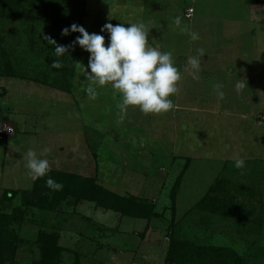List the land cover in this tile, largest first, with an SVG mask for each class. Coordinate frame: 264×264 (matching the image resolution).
<instances>
[{
    "label": "rangeland",
    "instance_id": "obj_1",
    "mask_svg": "<svg viewBox=\"0 0 264 264\" xmlns=\"http://www.w3.org/2000/svg\"><path fill=\"white\" fill-rule=\"evenodd\" d=\"M18 1L11 15L0 11V69L45 85L1 79L8 90L1 101L28 115L29 135L19 138L16 130L21 147L14 146L12 163L0 137V264H40L42 234L56 238L60 264H175L166 259L174 238L264 264V3L55 0L65 20L89 33H100L106 23L144 22L149 43L172 51L183 73L175 107L146 115L139 107L121 109L122 96L110 85L97 87L91 98L87 88L93 85L81 71L89 53L81 47L77 63L52 67L55 46L45 37L65 45L77 34L55 32L49 20L55 8L47 10L45 0ZM176 15L198 40L177 28ZM201 48L199 79H193L188 58ZM64 69L71 74L62 79ZM57 77L67 90L51 87ZM240 78L248 88L238 93ZM29 149L48 159L51 170L95 180L118 197L117 204L68 197L50 211L26 205L25 192L35 183L26 167ZM236 157L245 168L235 167ZM5 188L17 191L12 201H2ZM127 197L149 205L151 214L127 213L119 201Z\"/></svg>",
    "mask_w": 264,
    "mask_h": 264
},
{
    "label": "clouds",
    "instance_id": "obj_2",
    "mask_svg": "<svg viewBox=\"0 0 264 264\" xmlns=\"http://www.w3.org/2000/svg\"><path fill=\"white\" fill-rule=\"evenodd\" d=\"M174 23L177 28L187 33L192 41L198 40V32L191 31L182 26V17L176 15ZM149 27L144 22L125 24L106 23L101 27L100 33H89L83 25L73 23L61 30L62 36L70 32L79 33L73 45L78 44L82 50L89 53L88 64L81 71L93 86L87 88L91 98H95L97 87L111 86L120 92L122 100L120 108L126 110L129 106L139 107L144 114H165L175 107L173 98L180 92L178 83L183 73L175 63L172 51H162L149 43ZM107 32L105 37L102 33ZM48 44L55 46L57 57L68 52V47L57 44L50 36L45 37ZM107 38L108 43H105ZM204 49H198V55L188 58L193 79H199V71ZM54 68L62 67L60 59H54ZM90 69V71H89ZM248 88L246 79L240 78L235 83V90L240 93ZM218 100H223L225 92L223 85L215 86ZM45 152L49 149L45 148ZM28 174L33 180L47 176L51 171L48 159L41 158L34 150L26 153ZM246 166L244 159L236 157L235 167L243 169ZM47 186L52 191L63 190V184L48 176Z\"/></svg>",
    "mask_w": 264,
    "mask_h": 264
},
{
    "label": "trees",
    "instance_id": "obj_3",
    "mask_svg": "<svg viewBox=\"0 0 264 264\" xmlns=\"http://www.w3.org/2000/svg\"><path fill=\"white\" fill-rule=\"evenodd\" d=\"M250 3H264V0H248ZM18 0H0L1 12L5 14L9 10L16 6ZM47 10H53L54 17L49 20L52 21V26L56 31H60L64 27L70 26V20H65V11L61 6H55V0H45L44 3ZM64 13V14H63ZM8 15H11L7 12ZM46 14H44L45 16ZM11 17V16H7ZM61 24L63 28H61ZM77 35L68 36L65 46L68 47V52L61 57H55V59H60L62 62V68L69 64H75L78 62L80 57V52H78L80 46L78 44L73 45V42ZM0 43H4L0 39ZM3 70V71H2ZM71 70H61L60 78L65 79L67 74H71ZM14 73L7 72L6 69H0V77L6 78H16L26 81L38 82L44 84L42 80L37 81L36 79L27 78L23 75L14 76ZM48 85V84H47ZM51 87L56 88L57 90H67L64 88V84H60V80L57 77L50 83ZM48 176L52 177L54 180L61 182L63 184V190L61 191H52L46 184ZM25 204L37 208L43 211H50L55 207L59 206L64 200L68 197H74L75 199H88L101 203L104 199L109 200V202L117 204V199L112 192L106 190L105 188L99 186L95 180L82 177L74 173H60L54 170H51L47 176L41 177L35 180L34 186L31 190L25 192ZM17 196V191L15 190H4L1 196L2 201H12ZM121 204L124 205V208L127 209V213H131L132 216H148L151 214L149 210L150 206H143L142 203H139L135 198H122L119 200ZM140 207L139 209L136 207ZM147 209V210H146ZM215 209V207L213 208ZM46 234H42L41 237H38V243L41 245V261L40 264H60V252L61 248L56 245V238L50 236L48 240ZM166 259L170 261L173 260L175 264H252L250 262H245L241 258L234 255L231 249L227 248H212L200 246L193 242H186L174 238L170 243L168 254Z\"/></svg>",
    "mask_w": 264,
    "mask_h": 264
},
{
    "label": "crops",
    "instance_id": "obj_4",
    "mask_svg": "<svg viewBox=\"0 0 264 264\" xmlns=\"http://www.w3.org/2000/svg\"><path fill=\"white\" fill-rule=\"evenodd\" d=\"M1 79L3 80V79H15V78L0 77V95H3L4 96L3 98H5L7 96L6 92H8V90L3 86ZM15 80H17V79H15ZM53 95L57 96V94H53ZM1 100L2 99L0 98V122H1L0 129H3L4 126H10L13 129V132L11 134H7L6 136L3 137V139L6 138V145H5V148L3 149V155H5V153H7L10 156L9 157L10 162L12 163L13 161L15 162L17 159L16 150H15L14 146L21 147L19 145L20 141L18 139V136L20 138L21 136L29 135V133L25 130L26 120L28 118V115L24 114L23 110L20 109V111H17V107L9 106L8 103H3ZM14 111L21 112V114L20 115L14 114ZM48 114L49 113L43 115L45 117V120L48 119ZM6 115L10 116V118L12 120L11 123L6 124L5 121H7L9 119V118H3V116H6ZM1 118H3V119H1ZM17 120H18V123L15 122ZM46 122L48 123L47 120H46ZM16 130L20 131L19 135L17 134ZM45 132H46V130H45ZM30 133L32 134V132H30ZM42 134H44V133H42ZM42 134H39L36 138L42 139V141H44V139L42 138L44 136ZM44 135H46V134H44ZM39 149L40 148H38L37 150H39ZM57 149H59V148H57ZM43 151H41V152H43ZM6 189L11 190L10 188H5L4 190H6Z\"/></svg>",
    "mask_w": 264,
    "mask_h": 264
},
{
    "label": "built area",
    "instance_id": "obj_5",
    "mask_svg": "<svg viewBox=\"0 0 264 264\" xmlns=\"http://www.w3.org/2000/svg\"><path fill=\"white\" fill-rule=\"evenodd\" d=\"M190 11V14L192 13V9H189ZM190 14L187 13V16H190ZM13 132V129L12 127L10 126H4L3 129H0V137H4L6 136L7 134H11Z\"/></svg>",
    "mask_w": 264,
    "mask_h": 264
}]
</instances>
